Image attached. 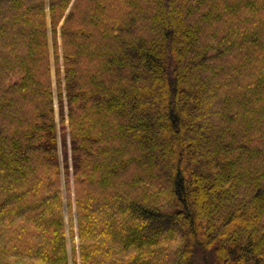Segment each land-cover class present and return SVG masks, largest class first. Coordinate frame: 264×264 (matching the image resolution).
I'll return each instance as SVG.
<instances>
[{
	"label": "trees",
	"instance_id": "1",
	"mask_svg": "<svg viewBox=\"0 0 264 264\" xmlns=\"http://www.w3.org/2000/svg\"><path fill=\"white\" fill-rule=\"evenodd\" d=\"M0 264H264V0H0Z\"/></svg>",
	"mask_w": 264,
	"mask_h": 264
},
{
	"label": "rangeland",
	"instance_id": "2",
	"mask_svg": "<svg viewBox=\"0 0 264 264\" xmlns=\"http://www.w3.org/2000/svg\"><path fill=\"white\" fill-rule=\"evenodd\" d=\"M126 6V5H125ZM126 10V9H125ZM128 15V17H130L131 16V13H128L127 14ZM53 94H54V103H55V89H54V87H53ZM54 110H55V113H56V111H57V109H56V104L54 105ZM64 127L66 128V122H65V124H64ZM57 130L59 131V127L57 128ZM100 219V218H99ZM101 222H102V218H101ZM74 223H75V220H74V216H73V225H74ZM108 225V224H107ZM106 226V225H105ZM67 251H68V253H69V247L67 246ZM77 256H78V253H77Z\"/></svg>",
	"mask_w": 264,
	"mask_h": 264
}]
</instances>
